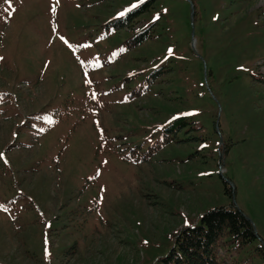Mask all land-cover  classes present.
I'll return each mask as SVG.
<instances>
[{
    "label": "rangeland",
    "instance_id": "374dc122",
    "mask_svg": "<svg viewBox=\"0 0 264 264\" xmlns=\"http://www.w3.org/2000/svg\"><path fill=\"white\" fill-rule=\"evenodd\" d=\"M146 1L0 0V264H160L216 206L264 264V0Z\"/></svg>",
    "mask_w": 264,
    "mask_h": 264
},
{
    "label": "trees",
    "instance_id": "16d2710c",
    "mask_svg": "<svg viewBox=\"0 0 264 264\" xmlns=\"http://www.w3.org/2000/svg\"><path fill=\"white\" fill-rule=\"evenodd\" d=\"M153 1L148 0L128 12L120 24L125 25L147 11ZM150 37V33L143 30L133 36L128 44L138 45ZM180 125H185V121L182 118L175 119L164 128L165 134L161 140L167 143L169 141L167 133L175 130V127L179 128ZM224 190L227 195L232 196L231 187L227 184ZM224 233L240 244H249L258 237L251 220L241 211L235 207L216 206L202 213L196 223L181 227L175 236L173 247L160 258L159 262L160 264H218L214 247Z\"/></svg>",
    "mask_w": 264,
    "mask_h": 264
},
{
    "label": "snow or ice",
    "instance_id": "6c2138e0",
    "mask_svg": "<svg viewBox=\"0 0 264 264\" xmlns=\"http://www.w3.org/2000/svg\"><path fill=\"white\" fill-rule=\"evenodd\" d=\"M140 2L142 3L143 2V0H140ZM137 5L136 4H133L131 7L132 8H135ZM130 10V9H129ZM52 11L53 12H55V7L52 9ZM127 11V10H126ZM120 15H124V13H120ZM63 39V38H62ZM172 54V50L171 49H169V55H171ZM0 59H2V57H0ZM0 98H2V97H0ZM93 98H95V96H93ZM0 158H3V153H0Z\"/></svg>",
    "mask_w": 264,
    "mask_h": 264
}]
</instances>
